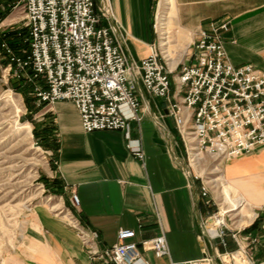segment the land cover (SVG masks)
<instances>
[{"label":"crops","instance_id":"0c3cea01","mask_svg":"<svg viewBox=\"0 0 264 264\" xmlns=\"http://www.w3.org/2000/svg\"><path fill=\"white\" fill-rule=\"evenodd\" d=\"M108 1L116 33L125 37L124 48L131 61L140 63L161 49L156 26L157 0ZM175 3L177 26L188 29L192 42L199 29L210 30L213 24L228 22L229 28L221 36L230 61L236 66L250 63L264 70V0H176ZM174 87L173 84L172 92ZM138 96L141 120L131 121L130 135L142 144L144 161L128 148L125 131H84L71 101L56 102L45 115L46 124L53 126L47 131L58 161L54 173L62 191L61 208L73 210L86 227L99 232L101 249L117 241L121 228L136 230L138 243L165 234L169 256L159 258L153 250L141 247L139 264L200 259L205 251L217 258V248L222 252L236 250L239 245L230 234L225 237L226 247L202 236L209 207L201 197L199 183L187 171L184 142L175 118L167 111L168 103L147 93L143 85L139 86ZM223 164L224 184L231 204L239 200L237 205L242 206V211L254 213L240 235L254 240L255 261L264 264V212L261 211L264 145ZM73 192L79 196L78 208L70 202ZM209 218L206 222L209 228L221 223ZM30 219L23 232V243L15 249L8 264H104L103 260L91 257L75 229L51 209L37 208ZM224 259L229 264L230 257Z\"/></svg>","mask_w":264,"mask_h":264},{"label":"built area","instance_id":"2783aa9c","mask_svg":"<svg viewBox=\"0 0 264 264\" xmlns=\"http://www.w3.org/2000/svg\"><path fill=\"white\" fill-rule=\"evenodd\" d=\"M102 2L0 0L3 77L6 82L13 78L30 84L34 102L38 107H48V111L56 102H73L86 132L125 131L128 148L144 161L142 144L130 135L131 121L141 120L138 89L143 85L147 93L168 103L167 111L175 118L184 142L187 171L199 183L201 197L212 205L211 185L196 166L214 174V164L222 165L264 145V70L250 63L236 66L230 61L221 36L229 28L228 22L213 24L210 30L199 29L187 58L174 67H170L162 49L140 63L131 61L125 52V37L116 33L109 1ZM13 11L17 15L9 20ZM11 33L21 38L23 46L19 49L7 39ZM70 202L76 208L80 206L76 192ZM59 210L91 257L104 264H139L141 247L153 250L159 258L170 254L165 234L138 243L137 231L132 228L119 229L117 241L101 249L98 231L86 227L73 210ZM208 214V218L216 215ZM208 218L202 224V236L213 241L220 238L218 243L226 247L225 237L230 234L238 249L222 252L217 248V258L205 251L200 259L172 264H226L224 256L236 264V254L241 264H260L253 256L254 240L240 235L247 226L226 233L223 223L218 226V236H212L206 228Z\"/></svg>","mask_w":264,"mask_h":264},{"label":"rangeland","instance_id":"374dc122","mask_svg":"<svg viewBox=\"0 0 264 264\" xmlns=\"http://www.w3.org/2000/svg\"><path fill=\"white\" fill-rule=\"evenodd\" d=\"M97 1L98 5H102V0ZM171 5L170 0H157L155 9L161 48L168 57L170 67L187 58L186 49L189 47L190 50L192 43L191 34L181 31L177 26V13L172 11ZM16 15L17 11H13L9 16ZM165 37L166 40L163 39ZM163 40L168 42L167 46H164ZM3 66L0 62V264H8L15 249L23 243V232L31 215L43 206L51 209L53 214H58L62 191L54 173L55 145L48 138L47 131L52 130L53 126L46 124L44 118L49 112L48 107L36 105L30 84L13 78L6 82L2 74ZM18 83L28 86L25 94L15 88ZM218 165L216 163L211 167L214 174H209L208 168L204 166L198 170L211 185V196L215 200L212 205H208V211L217 214L216 220L225 222L222 228L229 233L239 229V225L243 228L249 220L239 222L241 215L235 212L242 211L241 205L229 209L223 204V197L229 195L222 190L226 188L228 191V188L224 182L222 185L218 181L212 182L224 174V164L219 165L221 173L216 170ZM233 195L242 199L239 194Z\"/></svg>","mask_w":264,"mask_h":264},{"label":"bare ground","instance_id":"6f19581e","mask_svg":"<svg viewBox=\"0 0 264 264\" xmlns=\"http://www.w3.org/2000/svg\"><path fill=\"white\" fill-rule=\"evenodd\" d=\"M169 1V0H168ZM171 2H172V5H171V8H172V11H174L175 13H177L178 14V12L176 11V3H175V1L176 0H170ZM11 19L13 18V17H10ZM188 30V29H187ZM187 30H183V29H181V31H186V32H188ZM189 34H190V32H188ZM164 40H166V37L165 38H163ZM164 40H163V42H164ZM164 44V46H167L168 45V42H164L163 43ZM162 49V48H161ZM187 51H189V47H187V49H186V52ZM171 67H174V66H171ZM16 100V99H15ZM16 102H18V100H16ZM200 170V168L198 167V166H196V170ZM198 170V171H199ZM216 170H217V172H220L221 173V170H220V166L218 165V167L216 168ZM214 181L217 183V181H218V184L219 185H222L223 184V182H224V175H222L221 177H219V178H217V179H215V180H212V182L214 183ZM210 182H211V180H210ZM225 185V184H224ZM222 192L223 193H226V192H228L227 191V189L225 188V189H223L222 190ZM224 198V202H223V204L227 207V208H229V209H231L233 206H236L239 202V200H234L235 202L234 203H232L231 204V201H232V199L230 198V197H223ZM63 208V207H62ZM61 212H58V214H60ZM57 214V215H58ZM235 214H239V215H241V218L239 219V222H243V221H247V220H249V219H251L252 217H253V212L252 211H247V212H245V211H237V212H235ZM216 216H217V214L216 215H214L213 217H211V218H216ZM62 217L63 218H67V216L66 215H62ZM211 218H209V219H211ZM223 223H225V222H222V223H218L216 226H214L213 228H209L208 227V225H206V228H208V230H209V232L211 233V235L212 236H218V234L220 233V229L218 228V226L220 225V224H223ZM244 223V222H243ZM239 227L240 228H242L241 227V225H239ZM235 257H236V264H241V259H240V257H238V255L236 254L235 255ZM226 263V262H225ZM229 264H231V260L229 261ZM245 264V263H244Z\"/></svg>","mask_w":264,"mask_h":264},{"label":"trees","instance_id":"16d2710c","mask_svg":"<svg viewBox=\"0 0 264 264\" xmlns=\"http://www.w3.org/2000/svg\"><path fill=\"white\" fill-rule=\"evenodd\" d=\"M8 14L4 15L3 18H6ZM7 39L10 40V44L15 48V49H19L21 46H23V44L21 43V38L16 34V33H11L9 34V36H7ZM28 86L22 85V84H17L15 86V88H17V90H21L23 94L26 93V91H28Z\"/></svg>","mask_w":264,"mask_h":264},{"label":"water","instance_id":"95a60500","mask_svg":"<svg viewBox=\"0 0 264 264\" xmlns=\"http://www.w3.org/2000/svg\"><path fill=\"white\" fill-rule=\"evenodd\" d=\"M220 240V238H218V240L217 241H219Z\"/></svg>","mask_w":264,"mask_h":264}]
</instances>
